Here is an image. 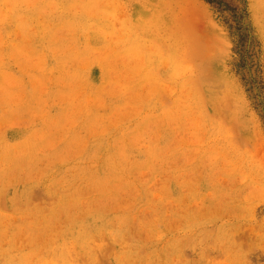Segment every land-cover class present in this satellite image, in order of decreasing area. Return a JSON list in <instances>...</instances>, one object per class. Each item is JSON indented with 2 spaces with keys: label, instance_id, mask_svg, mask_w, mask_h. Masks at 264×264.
<instances>
[{
  "label": "rangeland",
  "instance_id": "rangeland-1",
  "mask_svg": "<svg viewBox=\"0 0 264 264\" xmlns=\"http://www.w3.org/2000/svg\"><path fill=\"white\" fill-rule=\"evenodd\" d=\"M245 1L238 69L202 0H0V264H264Z\"/></svg>",
  "mask_w": 264,
  "mask_h": 264
},
{
  "label": "trees",
  "instance_id": "trees-1",
  "mask_svg": "<svg viewBox=\"0 0 264 264\" xmlns=\"http://www.w3.org/2000/svg\"><path fill=\"white\" fill-rule=\"evenodd\" d=\"M206 4H208L210 7L215 9L217 12L221 13L222 16H224V23L229 29V33L231 37L234 39L235 43V51L239 57V63H236L235 66L240 69L243 68L244 65L242 63L243 56H242V50L244 51V47H246L247 51H250L251 48H247L252 46L253 43V33L251 30V27L248 22V14L246 10V1L245 0H202ZM244 51V52H247ZM248 73H250V78H245V74L243 72L241 73V81L244 82V84H254L259 83L261 84V81L255 78V76L252 74L251 68H247ZM254 73V72H253ZM244 74V75H243ZM258 81V82H257Z\"/></svg>",
  "mask_w": 264,
  "mask_h": 264
}]
</instances>
